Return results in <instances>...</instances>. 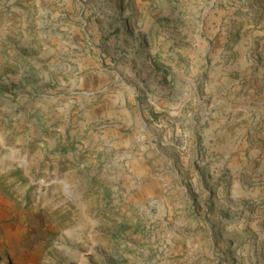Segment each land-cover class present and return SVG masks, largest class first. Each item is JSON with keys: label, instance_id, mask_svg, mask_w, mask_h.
<instances>
[{"label": "rangeland", "instance_id": "obj_1", "mask_svg": "<svg viewBox=\"0 0 264 264\" xmlns=\"http://www.w3.org/2000/svg\"><path fill=\"white\" fill-rule=\"evenodd\" d=\"M0 264H264V0H0Z\"/></svg>", "mask_w": 264, "mask_h": 264}, {"label": "crops", "instance_id": "obj_2", "mask_svg": "<svg viewBox=\"0 0 264 264\" xmlns=\"http://www.w3.org/2000/svg\"><path fill=\"white\" fill-rule=\"evenodd\" d=\"M110 117L112 118L111 119L112 123H116L117 122L116 120L114 121V119H117V120H120L121 119V116L116 115V113L114 115L113 114L110 115ZM110 141L111 140L108 139V142H110Z\"/></svg>", "mask_w": 264, "mask_h": 264}]
</instances>
